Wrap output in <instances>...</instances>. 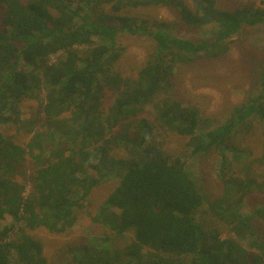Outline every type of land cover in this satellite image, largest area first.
I'll list each match as a JSON object with an SVG mask.
<instances>
[{"label": "trees", "instance_id": "1", "mask_svg": "<svg viewBox=\"0 0 264 264\" xmlns=\"http://www.w3.org/2000/svg\"><path fill=\"white\" fill-rule=\"evenodd\" d=\"M160 5L174 7L189 26L207 28L205 36L181 37L173 21L132 12ZM260 23L263 6L224 9L218 0H0V221L12 218L0 227V264H50L31 231L71 228L81 200L115 177L92 219L118 234L132 231L134 240L117 248L107 243V231L104 242L95 239L61 264H264V230L255 224L256 216L264 222V206L244 213L223 204L234 201L235 186L243 189L237 202L249 190L264 192V179L233 176L228 156L247 173L264 161L232 144L255 122L264 139V70L256 94L206 131L198 109L170 94L179 65L223 57L245 26ZM124 34L154 42L135 78L115 66ZM107 89L115 94L110 103ZM28 99L38 101L45 130L34 127L38 119H22ZM150 104L155 119L139 118ZM8 126L19 127L16 134L25 128L27 141L4 133ZM159 128L188 137V157L218 154L226 197L211 210L235 236L222 237L199 218L206 196L185 155L172 156L153 140ZM29 159L36 166L28 176Z\"/></svg>", "mask_w": 264, "mask_h": 264}, {"label": "rangeland", "instance_id": "2", "mask_svg": "<svg viewBox=\"0 0 264 264\" xmlns=\"http://www.w3.org/2000/svg\"><path fill=\"white\" fill-rule=\"evenodd\" d=\"M192 5V0H186ZM263 6L264 0H218V5L224 9H234L236 7L250 5ZM134 14H139L149 18L165 19L173 21L177 25L174 32L181 37L197 38L205 36L207 28L192 27L184 23L179 13L174 7L160 5L154 7H142L133 9ZM118 43L124 45L125 49L120 60L116 63V68L123 75L132 78L137 77L139 69L145 64L150 53L154 49V42L148 36H137L124 34L118 38ZM264 70V23L255 26H245L231 43V48L223 57L212 59H199L190 64L179 65L175 76V85L171 93L175 99L180 100L184 105L194 106L198 109L201 117V129L215 128L222 124L233 111L234 106L246 101L249 96L256 94L261 86V74ZM106 101L110 103L114 100L115 94L111 90H106ZM25 113L22 119L29 123L32 119H38L34 127L45 130L46 125L39 121L41 113L38 112L39 103L37 100H24ZM146 117L155 119V109L153 105H147L139 118ZM30 127V125H27ZM32 126V124H31ZM8 126L3 128V132L13 136L20 143H25L28 139L25 128ZM153 139L161 145L163 150L172 156L185 155L187 167L193 173L200 190L206 196L205 202L201 205L198 215L200 219L206 221V225L216 226L222 237L235 236L229 226L211 210V204L217 198L226 197L224 193V183L221 177L223 169L216 152L200 153L197 156H186L190 150L187 148L188 137L180 135L174 131L159 128L155 131ZM248 149L253 158L264 155V139L261 127L258 122L250 132L238 131L232 139V144ZM233 168L229 170L232 175L236 172L238 176L256 175L257 179H264V161L257 160L253 163L252 169L247 173L246 165L244 171L240 168L241 163H235L232 153H228ZM248 164V163H247ZM35 162L29 159L26 162L27 175L29 176L35 168ZM226 168V167H225ZM227 170V169H226ZM228 172V173H229ZM118 177L102 181L95 186L86 198L82 199L81 207L76 209L77 220L71 228L61 233H51L45 229L31 231L34 237L43 243V254L50 264H61L72 260L76 251H81L87 244L99 239L104 242V236L109 232L108 242L117 248H123L134 240L133 232L118 234L106 229L102 224L95 222L92 215L95 214L107 195L112 192L118 182ZM26 192L29 189L27 181ZM237 184V183H236ZM238 185V184H237ZM243 193V189L235 186L232 192L233 200L229 198L224 205L232 204L239 206L244 213H253L258 207L264 206V192L258 189L249 190L240 202L238 198ZM237 199V201H236ZM256 225L264 230L262 216H256ZM12 222L11 216L0 221V227L9 225ZM102 237V238H101ZM241 244L250 248L246 239L240 240ZM109 245V246H110ZM88 251V250H84Z\"/></svg>", "mask_w": 264, "mask_h": 264}]
</instances>
